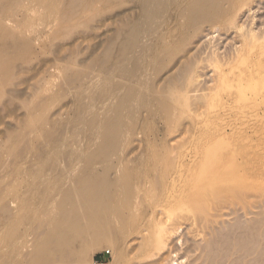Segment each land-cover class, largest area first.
Wrapping results in <instances>:
<instances>
[{"label": "rangeland", "instance_id": "obj_1", "mask_svg": "<svg viewBox=\"0 0 264 264\" xmlns=\"http://www.w3.org/2000/svg\"><path fill=\"white\" fill-rule=\"evenodd\" d=\"M144 1L78 0L72 10V0H0V264L27 260L50 216L67 224L75 217L71 204L65 215L60 204L79 175L114 164L117 174L135 166L143 227L114 213L108 234L83 249L78 264H264V0H230L225 22H204L193 31L175 0L157 6L159 12L151 4L154 17L138 13L149 41L156 40L146 53L143 83L137 81L144 99L139 111L126 114L130 133L121 157L88 164L100 140L96 118L111 113L128 87L106 68L117 55L107 57L104 49ZM7 32L22 37L30 51L8 50ZM103 84L108 91L101 97L96 89ZM85 87L93 99L80 118L88 110ZM44 116L71 136L70 145L49 157L39 139ZM14 198L32 204L25 245L6 237L4 211ZM152 224L164 227L166 242L150 251L143 243Z\"/></svg>", "mask_w": 264, "mask_h": 264}, {"label": "bare ground", "instance_id": "obj_2", "mask_svg": "<svg viewBox=\"0 0 264 264\" xmlns=\"http://www.w3.org/2000/svg\"><path fill=\"white\" fill-rule=\"evenodd\" d=\"M175 1L178 2V3L174 2L177 5V9H179L181 11V13L188 18V23L190 24L189 30H192L195 27L200 29V25L203 24L204 22L205 23L206 22L207 23L208 22L209 23H213V22L216 23L217 21L219 22L220 20L224 21V19H223L224 10L227 9V5H229V3H230V0H175ZM237 1H236V3H237ZM77 3H78V0H72V4H71L72 10H74L78 6ZM167 3H169V0H147V3H145V4L143 3L144 5L141 4L140 7L142 8V6H143L142 9H140V7H139L138 12L136 9L133 10L132 14H130L129 17L123 19L122 23L116 28V30L114 31L112 36L110 38H108L109 42L104 49V55H106L107 57L117 55V58L113 61V63L111 62L109 65H107L106 68H108L109 70L111 69L112 72H116L118 75L120 74V77L121 76L124 77L123 78L124 83L128 84V87H127L126 92H125L123 98L121 99V101L119 103H117L112 108V111L109 110V111H111V113H107L106 115H104V117L102 119L96 118V123H97L96 125L98 126V128H97V131L95 132L96 134H94V135H96L97 138L99 137L100 140H99V143L97 144L96 152L89 157V161H88L89 163L88 164L95 163V162H106V161L110 162L113 159H117V158L119 159L121 157L122 153L124 152L125 146L128 144L127 142L129 139V133L130 132H129V127L127 125L125 117H126V114L128 112L138 110L140 105H141V101H143L142 99H144L142 97V95L145 92L142 91V89H145V88L141 89V87L139 85H137V81H139V83H141V81H142V83H143V76L145 73L143 71V66H145V64L147 63V62L144 63V60L148 56L146 53L149 49L153 48L151 46L152 45L151 43L154 41L156 42L153 35H152V38H154V41H152V42L149 41L150 38L148 39L149 36L147 37L148 33L145 34L146 33V31H145L146 26L144 25L145 26V28H144V26H143L144 23L141 24V22H138L136 15L138 13H140V15H145L147 17H150L152 15V13H154L155 10L158 9L159 6L164 7V8H168V7H165L167 5ZM151 4L156 5V7L158 6L155 10L153 9L154 12L152 10L153 6ZM168 6H171V2H170V5H168ZM233 8H235L234 5H233ZM231 9H232V7H231ZM140 15H139V17H141ZM71 16H73V15H71L69 13V14H65L64 16L60 17V23L65 24L67 21H69L71 19ZM155 17H156V15H155ZM225 18H226V16H225ZM158 19L156 18L155 20L160 21ZM144 20H145V18H144ZM149 20H151V19H149ZM156 21H154V22H156ZM154 22H151V23L153 24ZM163 22H164V20H163ZM146 25H148V24H146ZM156 31H157V29H156ZM147 32H149V31H147ZM163 33L165 34V31ZM158 34H157V36H158ZM175 34H177V32ZM175 37H177V36H175ZM6 39H7V43H5V44H6L8 50L23 49L25 53L30 51L28 45H26L25 43L22 42V37L15 36L14 32H7L6 33ZM163 39H161V40H163ZM164 43H165V41H164ZM158 46L160 47L161 45H158ZM157 48L158 47H156V49ZM165 49H166V47H165ZM152 53H153V50H152ZM150 54H151V52H150ZM156 54H158V53H156ZM151 56H152V54H151ZM152 58H154V57H152ZM103 60H105V59H103ZM149 60L150 59H148V62H149ZM5 63H7V62H5ZM154 64H156V63L154 62ZM146 66H145V68H146ZM154 71H156V70H154ZM106 73H107V71H106ZM108 74H110V73H108ZM146 74H147V72H146ZM108 78H109V76H107L106 81ZM144 80H146V79H144ZM152 81H153V78H152ZM94 82H96V81H94ZM101 85H102V83H101ZM101 85H100V87H101ZM80 86H82V85H80ZM87 86H89V85H87ZM89 87L92 88L91 86H89ZM89 87H85L84 89H82L83 91L81 92V97H83V100H84V98L88 99V100H86V103L88 102L87 103L88 110L84 114L82 113L83 112L82 111L80 113L81 114L80 118H84L86 114L88 115L87 112L90 111L89 109H91L90 103L92 102L91 100L93 98H91L90 92L92 90ZM100 87H99V89H96V90H99V95L101 97L106 96V94H107L106 91H108L107 85L103 84V86L101 88ZM143 87H144V85H143ZM116 88H117V86H116ZM118 90L120 92V90H122V89H118ZM122 93H123V91H122ZM118 95H119V93H118ZM109 102L110 101H108V103ZM99 104H97V105H99ZM83 108L86 110L85 107H83ZM78 114H77V116H79ZM47 117L48 116H44V118L40 122V127H42L45 130H44L43 134L40 135L39 139L41 141L40 147L44 148L47 151V155L49 157V155L54 154V151H56V150L58 151L59 149H61V147L63 145H70V140H71L70 137L71 136L69 135L70 134L69 132H68L69 133L68 134V133H65L64 131H61V132L57 131L55 129L57 127V121H49V120H47ZM127 117H128V115H127ZM129 117H131V116H129ZM93 118H95V117H93ZM137 118H138V116H137ZM77 120H78V118H77ZM77 120H75V121H77ZM83 120L85 122V119H83ZM132 120H133V118H132ZM134 121H136V120H134ZM68 129H69V126H68ZM60 130H62V129H60ZM93 130H94V128H93ZM95 130H96V128H95ZM83 132H85V131H83ZM25 134H26V141H28L29 131L27 130V133H25ZM97 138L96 139L93 138V140L94 139L97 140ZM94 143H95V141H94ZM69 150H70V153H69L70 156L76 155L75 154L76 150H75V148H73V145H72L71 149H69ZM65 154H68V153H65ZM53 160H55V159L53 158L52 161ZM114 165L105 166L102 170L100 169L96 173H91L89 171L90 168H87L81 175H79L75 179L74 185L72 187H70L68 189V191H66L62 195V201L60 204V207L63 210L62 213L64 215L67 213L65 211L66 205L71 204L73 206L74 212L76 213L75 217L67 224L65 221V218H62V216L60 217V219H57L54 216H50L48 218L49 224L45 229V234H44L42 240L37 244V247L33 250L32 255H30V257L27 260H25L24 262H22L20 264H78L79 253L81 252V254H82L83 249H84V253H85L89 249H91L93 246L98 245L101 237L106 236L108 234V229L110 226L108 218L116 212H122L123 214H125L128 223H130V225H132V227H134L135 229L138 226H141L143 224V222L145 221V218H146L145 212H143L142 214H137V212H136V209L139 205V199L137 198V192L139 189L138 187H139L140 181L138 180V175H137V172L135 170V166H134L133 171L125 170L124 172L120 171V174L119 173L117 174L116 168L114 167ZM66 172H67V170H66ZM58 174H60V173H58ZM141 174H142V172H141ZM34 175H35V173H34ZM63 177H64V175H63ZM52 179H53V181L55 180L54 176L52 177ZM52 179H51V181H52ZM41 180H43V179L41 178ZM45 195H47V194H45ZM44 197L46 198V196H44ZM46 200H48V199H46ZM31 205H32L31 202H28V200H21L19 198H16V199L14 198L12 202H9L6 205L4 212L7 213V218L9 220V222H8L9 225L7 227V232H6V237L8 238L9 241H11V242L18 241L22 245L26 244L27 230L29 228L28 224H30L28 219H27L26 214H29V209H32ZM36 207H38V206H36ZM39 210L40 209H38V213H39ZM36 216H37V213H36ZM31 220H33V219H31ZM154 223H155V221H154ZM144 224L146 226V223H144ZM149 225H148V228H149ZM156 225H157V223H156ZM153 226H155V225H153ZM142 227H143V225H142ZM146 228H147V226L144 228V230ZM161 228H164V227L163 226L162 227L155 226L153 228V230L151 231V233L147 235V238H146L145 242L143 243L145 246V247L143 246L144 249L147 248L151 251V249L153 250L154 248L155 249L160 248V246H162L166 242L163 239L165 236L163 234V229H161ZM146 232H147V230H146ZM147 233H149V232H147ZM149 250H147V253ZM208 252H209V250H208ZM145 254L146 253H144V255ZM142 255H143V253H142ZM118 256H120V255H118Z\"/></svg>", "mask_w": 264, "mask_h": 264}, {"label": "built area", "instance_id": "obj_3", "mask_svg": "<svg viewBox=\"0 0 264 264\" xmlns=\"http://www.w3.org/2000/svg\"><path fill=\"white\" fill-rule=\"evenodd\" d=\"M106 252H107L108 254L110 253V251H109V250H107Z\"/></svg>", "mask_w": 264, "mask_h": 264}]
</instances>
